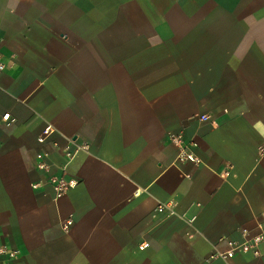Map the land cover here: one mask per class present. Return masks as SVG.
I'll return each mask as SVG.
<instances>
[{"label":"crops","instance_id":"crops-1","mask_svg":"<svg viewBox=\"0 0 264 264\" xmlns=\"http://www.w3.org/2000/svg\"><path fill=\"white\" fill-rule=\"evenodd\" d=\"M0 50L12 264H264V242L214 258L264 227V0H0ZM70 137L89 155L55 201Z\"/></svg>","mask_w":264,"mask_h":264},{"label":"built area","instance_id":"built-area-1","mask_svg":"<svg viewBox=\"0 0 264 264\" xmlns=\"http://www.w3.org/2000/svg\"><path fill=\"white\" fill-rule=\"evenodd\" d=\"M5 64L2 61V54L0 50V74L4 71ZM8 114L3 116V120L8 119ZM209 116L206 114L200 115L201 121H207ZM55 133V130L47 125L41 131V134L37 138V142L39 144H44L49 137H51ZM172 141L180 145V151L177 156L178 163L190 162L194 164H199V161L195 158L193 153L188 150L187 145H183V141L181 137H172ZM56 145V144H55ZM57 146V145H56ZM64 162L58 167L60 170L59 175H51L49 176V183L53 189L54 200L57 201L62 196H64L68 191L74 189L78 185V181L72 177L74 168V163L79 159H82L89 155V147L86 144L78 143L74 138H67L66 145L62 149ZM35 168L41 172H47L52 168V164L50 163V155L46 151H40L35 155ZM188 177V176H186ZM39 187L38 183H34L32 188L36 189ZM166 209L164 204L158 205L156 208V212L161 214ZM170 215L173 214L171 211ZM261 219L264 222V210L261 213ZM73 221L71 218H67L61 222V229L63 231H68L72 226ZM244 240L242 242H234L227 239H219L220 243H224L226 245V250L222 253H218L214 255V258H220L222 260H230L233 259L238 254L243 253H251L253 255L259 256L258 252L259 246L264 242V227L259 226L258 233L248 236V231L243 230ZM148 246V243H142L139 246L140 250H143ZM0 256L2 257V264H12L13 260L16 257L15 251L7 247L6 245L0 246Z\"/></svg>","mask_w":264,"mask_h":264}]
</instances>
